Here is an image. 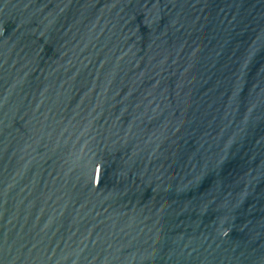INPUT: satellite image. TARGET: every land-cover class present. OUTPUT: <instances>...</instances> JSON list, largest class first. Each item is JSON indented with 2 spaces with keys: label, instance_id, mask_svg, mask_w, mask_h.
Returning a JSON list of instances; mask_svg holds the SVG:
<instances>
[{
  "label": "water",
  "instance_id": "95a60500",
  "mask_svg": "<svg viewBox=\"0 0 264 264\" xmlns=\"http://www.w3.org/2000/svg\"><path fill=\"white\" fill-rule=\"evenodd\" d=\"M0 264H264V0H0Z\"/></svg>",
  "mask_w": 264,
  "mask_h": 264
}]
</instances>
